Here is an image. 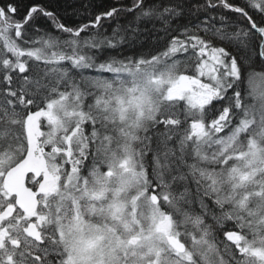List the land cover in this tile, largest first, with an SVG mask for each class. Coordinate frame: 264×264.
I'll return each instance as SVG.
<instances>
[{
    "label": "snow or ice",
    "instance_id": "1",
    "mask_svg": "<svg viewBox=\"0 0 264 264\" xmlns=\"http://www.w3.org/2000/svg\"><path fill=\"white\" fill-rule=\"evenodd\" d=\"M0 264H264V0H0Z\"/></svg>",
    "mask_w": 264,
    "mask_h": 264
}]
</instances>
